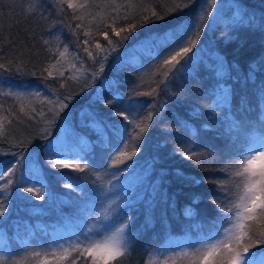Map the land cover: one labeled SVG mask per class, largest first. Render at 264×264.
Wrapping results in <instances>:
<instances>
[{
  "label": "snow or ice",
  "instance_id": "6c2138e0",
  "mask_svg": "<svg viewBox=\"0 0 264 264\" xmlns=\"http://www.w3.org/2000/svg\"><path fill=\"white\" fill-rule=\"evenodd\" d=\"M45 2L46 0H32L26 8L25 15L35 18L37 23L49 24L47 28L42 29L39 43L42 50L56 60V64L41 66L37 71L29 72V63L37 53H34L30 47L20 45V50L12 58L0 56V70L9 73L15 71L19 78L27 75L39 76L45 82L43 89L51 91L46 83L49 77H53L50 69L57 65L62 67L61 60L71 56L74 61L72 68L82 73L87 69L79 52L73 56L69 52V46L64 44L59 36L55 37L57 44L55 52L51 47L52 41L45 39V36H52L60 30L58 24H64L63 19L54 18L55 13L46 16L41 12L37 16L36 10ZM193 2L194 0H188V3H174L164 15L154 9L145 10L139 14L138 22H136L137 14L133 12L134 6L128 2L119 3L118 0H103L102 3H98L97 0H84L82 3L79 0H52L49 6L57 7L65 17L69 15L68 9H71L72 17L80 21L75 27L68 25L76 38V46L94 65L99 64V68L92 73V81H85L86 87H92V83L103 72L104 65L112 52H117L111 66L112 71L119 73L125 70L127 57L124 53L127 52V48L125 47L123 52H118V47H124L123 41L128 40L130 36L137 41L135 45L137 53L156 61L152 76L155 77L159 73L161 77L157 85L159 87L178 73L191 74L197 69L198 63L203 67L196 53L199 51L197 44L204 29L197 26L196 38L192 39L190 35L193 32L192 23L185 22L181 16L173 15ZM205 3L212 10L208 11L202 6L199 20L212 17L213 25H223L222 37L227 43L239 39L241 31L264 32V14L260 17L254 13L250 14L238 0H233L229 4L227 12L224 11L221 0H205ZM203 13H206V16ZM85 18H88L86 30L83 23ZM121 20L132 22L126 23V26L117 30L116 25ZM155 21H163V23ZM146 25L148 27H145ZM109 26L111 36L118 38L116 41H113L106 30ZM141 28L144 29L143 32L139 31ZM94 31L103 37L107 42L106 46L95 40ZM81 32L84 39L80 38ZM2 43L0 41V44ZM12 43L14 42L9 41L10 45ZM62 44L63 50L60 49ZM93 44L95 51L91 50ZM2 50L3 48L0 47V51ZM32 67L37 65L33 64ZM139 67L143 65L140 64ZM210 72L214 84L210 91L204 90V98L211 101L207 111L189 109L184 115H180L177 111L171 119L180 124L186 133L183 141L186 144L196 145L194 148L184 147L178 150L177 154L180 157L194 161L196 165L207 164L210 159L224 163L221 171L227 173V178L216 182L218 187L215 192L201 191L204 177L192 175L181 166L167 169L163 165L158 166V158L162 159L159 153L152 158V164L144 170L146 175L139 183L128 182L118 192H114L113 188L104 184H97L96 181L93 182L92 187H89L79 177L59 170L87 172L95 175L99 181L101 173L94 170L98 159L99 167L106 166L105 174L109 169H115L112 175L119 182L122 175H131L136 169L139 159L137 154L142 157L145 151L150 150V138L145 135L149 132L150 123L158 127L157 121L164 123L172 110L169 109V114L160 115L157 108L162 109L163 106L153 105L154 110L149 111L146 116L137 118L133 112L143 105L139 101H125L119 87H114L111 98L98 94L93 105H90L87 112H81V118L77 121L74 116L69 119V113L64 112L65 109H69L68 101L73 100L76 93L61 98L53 91L52 95L56 96V99L52 100L41 89L40 84L23 79L18 83L0 79V97H11L21 101L26 98L41 100L50 105L49 111L53 119L60 118L70 125L71 133L66 140H57L55 143L49 141L45 148V155L49 157L46 163L50 168L57 170L52 174L56 180L65 181L63 187L69 192L63 195L68 196V200L61 203L70 204L73 210L72 218L79 222L77 228L90 221L96 229L95 236L104 237L103 240L95 239L93 228H89L87 232L81 233L84 236L83 241L74 233L76 240L67 247L57 243L55 247L41 251L31 250L21 258L13 259L12 257L19 253L9 250L11 238L3 227L7 223L6 217L12 211L11 204L6 202L9 200L8 194L13 189L16 193H20L22 188L23 193H30L36 200H42L44 197L40 188L22 187L27 183L23 171V153L19 155L15 152L0 153L13 158L0 160V182H3L0 187V197H2L0 198V244L4 245L3 250L0 251V264H23L28 258H32L36 264H49L50 260L55 261L56 264H60L61 261H66L67 264H77L78 261L80 264H124L126 256L135 250L132 242L152 228L157 220L165 229L170 227L166 223L170 219L169 210L172 213L171 219L179 224L181 230L195 237L189 244L190 251L179 253L190 264H264V55L250 61L246 71L238 63H229L226 57L217 56ZM233 73L237 82L242 83L243 86L239 92L235 87L226 86ZM59 75L64 77L65 73L61 71ZM73 78L79 79V77ZM113 83L118 84L119 81ZM60 87H64L63 82ZM29 89L31 91H28ZM83 90L82 87L81 91ZM155 93L156 89H152L148 92H137L136 95L153 96ZM182 95L183 93H177L174 98V103L180 108L186 106L181 101ZM101 104L104 106L100 107ZM2 109L3 106L0 105V110ZM25 111V107L21 104L20 112L25 113ZM35 112L36 109L32 108L29 115ZM61 112H64L63 117L60 115ZM40 115L43 117V112ZM205 116L208 117L207 121L200 124L199 121L204 120ZM45 122L51 124L53 120ZM190 124H195L196 127H190ZM84 128H87L88 132L81 131ZM197 129L203 131L198 135ZM188 133H191V138L188 137ZM208 133L215 135L208 138ZM205 138H208V143L216 148L215 153L196 150ZM217 138L222 142V147L217 148L212 143ZM0 140L8 142L2 118H0ZM68 141L71 142V150ZM156 147L160 148L159 143ZM134 157L136 159H133ZM31 164L36 166V161L31 159ZM121 164L123 167L119 166ZM35 182L48 187L50 198L52 197L55 192L52 181L42 176ZM166 186L169 190L176 188L187 193L188 203L183 210V219L177 213L174 195H169L165 190ZM72 193L77 195L72 196ZM205 198L210 201V205H215V208L205 206L204 209H199L198 206ZM18 199L29 198L19 195ZM104 201L107 203L105 204ZM97 207H101L102 212L96 213ZM133 209L143 210V221L138 227H134L136 217L132 215ZM158 209H160L159 214ZM149 255L151 258V253ZM168 259L169 257H164L165 264Z\"/></svg>",
  "mask_w": 264,
  "mask_h": 264
},
{
  "label": "trees",
  "instance_id": "16d2710c",
  "mask_svg": "<svg viewBox=\"0 0 264 264\" xmlns=\"http://www.w3.org/2000/svg\"><path fill=\"white\" fill-rule=\"evenodd\" d=\"M84 2V0H79ZM98 3H102L103 0H97ZM119 3L128 2L132 4L133 12L137 14V21H139V14L145 10H155L161 15L171 8L174 3L183 2L188 3V0H118ZM224 4V11H228V6L233 0H221ZM240 5L244 7L250 14L254 13L257 17L264 14V0H238ZM32 3V0H0V47L3 48L0 51V56H7L12 58L16 55L17 51L20 50V45L30 47L37 55L32 57L29 63V72L37 71L38 67H48L49 64H56V60L47 52L42 50L39 43L40 33L43 28H47L49 24L37 23L35 18L26 17V8ZM52 0H46L45 3L40 4L37 11L44 15H50L55 13L54 18L57 20L63 19L64 24H58L57 27L60 29L55 32L52 36H45V39L52 41L51 47L55 52L57 47L55 37L59 36L60 40L69 46V52L74 56L77 52L82 57L86 72L82 73L72 68L73 59L69 56L67 59L61 60V65H57L50 70L53 72V77H49L48 89H43L44 81L39 76L27 75L22 78L17 77L15 71L3 72L0 70V79L11 80L19 82L20 79L30 81L33 83L40 84L41 89L44 90L49 99L55 100L56 96L52 95L55 91L63 98L66 95L76 93L77 95L69 103V109H65L64 112L69 113V119L73 116L77 121L80 120L81 112H87L90 105H93L97 98V95L111 98V91L114 87H119L121 93H123L125 101L134 100L139 101L143 107L133 112V115L137 118L146 116L149 111L154 110L153 105L163 106L159 110L160 115L169 114L168 119L164 123H157L159 126L150 123L149 132L145 135L150 138V150L145 151L141 157L138 153V163L136 169L131 175L124 174L120 177L119 182L113 178L112 173L115 169H109L105 174V167H99V160H96L95 171L101 173V179L97 181L96 176L85 173L75 172L71 169H61L64 173H69L72 176L79 177L80 180L87 184L89 187L93 186V182L97 184H104L107 187L113 188L114 192H118L124 184L128 182L136 181L139 183L146 175L144 171L152 164V158L160 154L162 159L158 158V166L163 165L165 169L172 166H181L185 171L192 175L204 177V184L201 187V191L211 190L215 192L217 190V181L225 180L227 173L222 172L221 169L224 167V163L209 160L207 164L196 165L194 161H188L180 157L177 153L178 150L189 147L194 148L196 145L186 144L183 141V137L186 133L183 131L180 124L175 123L171 117L177 114L179 111L180 115H184L189 109L199 111L204 109L207 111L210 100L205 99V89H211L214 84L212 73L210 69L213 67V62L217 56L226 57L229 63H238L242 69L247 70V65L250 61L257 57L264 55V32L261 31H241L239 33V39L232 43H227L222 37L221 29L223 25H213L212 17H206L204 20H199L202 14V6L204 9L211 11L205 0H194L188 7L183 8L173 15L181 16L185 22H191L193 25V32L190 34L192 39H195L196 27L203 28L204 31L200 35L199 42L197 44V57L202 62L203 67L198 63L197 69L191 74L178 73L173 79H170L166 84H161L159 87V80L161 77L159 73L155 77L152 76L154 71L153 65L156 61L150 60L144 54H139L135 50L137 41L133 40L130 36L128 40L123 41L124 47H118V52H123L124 48H127V52L124 55L127 57L125 64V70L119 73L112 71L111 66L114 57L117 52H112L109 55L108 61L104 65V70L97 77L92 87H86L85 81H92V73L99 68V64H93L85 53L80 51L75 43V37L68 25L75 27L77 23H80L78 19L72 17V10L68 9L69 15L63 16L57 7H50ZM206 16V13H203ZM169 17H166L168 19ZM197 21L199 24L197 25ZM121 20L116 25L117 30L120 27L126 26V23ZM156 23H163V21H155ZM51 23V21H49ZM85 30L88 26V18L84 20ZM93 29L95 25H92ZM145 27H148L147 25ZM109 32L110 37L113 41L118 38L111 36V27L106 29ZM143 32L144 29H139ZM35 36V39L33 37ZM95 40H99L103 45H107V42L103 40V37L93 32ZM80 38L84 39L83 33L81 32ZM143 39V37H141ZM9 41H12L11 45ZM63 50V44L60 46ZM95 51L94 44L92 46ZM195 51V49H194ZM35 64L37 67H32ZM142 64L143 67H139ZM78 67V65H77ZM63 71L64 77H61L59 73ZM47 75V73H44ZM73 77H79L74 79ZM143 78V80L141 79ZM155 80V82H153ZM114 81H119L118 84H114ZM61 82L64 83V87L61 88ZM259 79L257 80V83ZM139 85V87H138ZM227 87H235L237 91L242 90V83H238L236 80L235 73L232 74L231 79L227 81ZM84 88L81 91V88ZM152 89H156V93L153 96L136 95L137 92H148ZM7 90V89H5ZM28 91H31L29 89ZM177 93H183L181 101L185 103L184 108H180L174 103V98ZM190 101V103H188ZM23 104L25 107V113L20 112V106ZM0 105L3 109L0 110V118L3 120L4 132L8 137V142L0 140V153L4 152H15L17 155L23 153V164L24 173L27 183L22 187H36L40 188L43 194L42 200H36L35 197L31 196L30 193H23L22 188L20 193H16L15 190L9 193V200L7 203L11 204L12 211L6 217L7 223L4 224V229L7 231V235L11 238L9 241V250L18 252V255H14L13 259L21 258L26 252L31 250L41 251L42 249H48L55 247L57 243L65 245L67 247L76 240V235L79 236L80 240H84V236L81 235L83 232H87L89 228H94L91 222L85 223L77 228L78 221H74L72 218V208L70 204H63L61 201L68 200V196L63 195L69 192L68 189L63 187L64 180H56L53 177V173L57 170L52 169L47 165L48 156L45 155V148L49 141L56 138L58 132L61 131L62 127H66V139L68 134L71 133V127L68 123L62 121L60 118L53 119L52 113L49 111L50 105L43 103L41 100L26 98L24 100H16L14 98L0 97ZM104 105L101 104L100 107ZM35 108L36 112L29 115L31 109ZM43 112V117L40 113ZM64 112H61V117L64 116ZM34 117V118H33ZM208 119L207 116L204 120L199 121L203 124ZM53 120V123L48 124L45 121ZM10 122V123H9ZM190 127L195 128V124H190ZM83 132H88L87 128L81 129ZM131 131V126H129ZM138 131V130H137ZM202 129H197L199 135ZM191 138V133L187 134ZM214 133H208V138L214 136ZM46 137V138H45ZM208 138H205L201 146L197 148V151H208L215 153L216 148H213L208 143ZM93 139L95 137L93 136ZM23 141V143H20ZM54 143V142H53ZM159 143L160 148L157 149L156 145ZM217 148L222 147V142H219L218 138L212 141ZM15 145V146H13ZM69 149L71 150V142L68 141ZM130 151V149H129ZM116 153H113L115 155ZM12 156L0 155V160H12ZM31 159L36 161V166L31 164ZM133 159H136L134 157ZM219 159V157H217ZM14 162V161H13ZM123 167V164L119 165ZM6 170V169H5ZM46 176L49 181L55 185V192L50 198L49 188L42 186L40 183H36V179ZM3 182H0L2 187ZM170 196L174 195L176 200V210L183 219V210L185 205L188 203L187 193L182 192L176 188L168 189ZM19 195L28 197L29 199L20 200ZM72 196H76V193H72ZM2 198V197H0ZM106 204L107 201H104ZM205 206L215 208V205H210V201L205 198L198 206L199 209H204ZM101 207L96 208V213L102 212ZM142 209H133L132 215L136 217L134 220V227H138L143 221ZM160 209L157 210L159 214ZM171 211L169 210L170 219L166 222L170 225L168 229L157 220L152 228L148 229L143 235H140L137 240L132 242L133 248L135 249L127 255L124 264H165L164 257H169L166 264H190V262L179 255L183 251L181 245H188L195 238L191 233L186 234L181 230L179 224L171 219ZM87 219V217H85ZM74 233L76 235H74ZM172 235L182 236L181 238L171 239ZM187 242V243H186ZM186 243V244H184ZM4 245L0 244V251L3 250ZM147 249V251H145ZM151 253V258L150 254ZM75 255V254H73ZM23 264H36L32 258H28L23 261ZM49 264H56L55 261L50 260ZM60 264H67L66 261H61ZM77 264H80L78 261Z\"/></svg>",
  "mask_w": 264,
  "mask_h": 264
},
{
  "label": "rangeland",
  "instance_id": "374dc122",
  "mask_svg": "<svg viewBox=\"0 0 264 264\" xmlns=\"http://www.w3.org/2000/svg\"><path fill=\"white\" fill-rule=\"evenodd\" d=\"M66 129H67L66 127H62V128H61V131L58 132V134L56 135V138L53 140L54 143H55L57 140H66V132H67ZM95 231H96V229L93 228V236H94V238H95V239H99V240H103V238H104L103 235H101V236H95ZM181 237H182V236L172 235V236H171V239L181 238ZM186 243H187V242H186ZM186 243H184V244H186ZM181 248L183 249V251H190V248H189L188 245H181ZM98 255H99V253H98Z\"/></svg>",
  "mask_w": 264,
  "mask_h": 264
}]
</instances>
